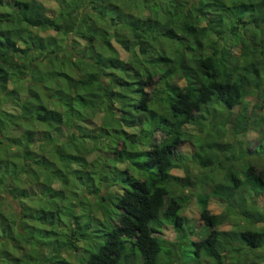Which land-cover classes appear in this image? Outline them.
<instances>
[{"label":"trees","instance_id":"obj_1","mask_svg":"<svg viewBox=\"0 0 264 264\" xmlns=\"http://www.w3.org/2000/svg\"><path fill=\"white\" fill-rule=\"evenodd\" d=\"M53 1L0 0V264H262L264 0Z\"/></svg>","mask_w":264,"mask_h":264},{"label":"rangeland","instance_id":"obj_2","mask_svg":"<svg viewBox=\"0 0 264 264\" xmlns=\"http://www.w3.org/2000/svg\"><path fill=\"white\" fill-rule=\"evenodd\" d=\"M44 4H46L47 6L51 7V8H55L56 5H55V2L53 0H41ZM247 101H251L249 103V106H248V109L246 110V113L247 114H250L251 113V110H252V106L254 105V100H252L250 97L246 99ZM256 110V109H255ZM258 114H260L261 112H258L256 111ZM229 117L223 119V122L221 120L218 121V124L220 125V127H222L224 129V131L230 136V138H228L229 142L233 143L234 145V151L233 153L236 154V152L238 153L240 151V148L243 147V149L248 153V154H252L253 153V149L255 146H257L258 142H259V139H260V134H259V131H256V130H246L244 131L242 129V132L238 135H235V132L233 131L234 129V125L232 124V122L228 119ZM219 119V118H217ZM199 126L197 125H193V127H189V131L188 132H192L193 134H199L200 131L197 129ZM247 127H249L247 125ZM155 139L159 140L160 139V135L157 134L155 136ZM191 144L189 142H184L182 143L180 149L182 151L185 152V154L187 156H189V149L191 148ZM220 155V158H223L225 154H227L229 157H231V160L232 162H234L236 164V160L235 158H237L236 156H233L234 154H232L231 152H220L219 153ZM258 159H260V161H262V157H259L258 156ZM233 163V164H234ZM187 164H188V167H189V170L191 173L193 174H198L199 173V169L198 167H196V165L194 164H191L190 161H187ZM172 173L176 176H180V177H183L185 176V172L183 170L182 167H177V168H174L172 170ZM186 194V193H184ZM259 202L261 204L264 203V194L262 196L259 197ZM197 204H196V201H195V198L192 197L189 201V203L186 205V207L184 208L183 210V214L187 217L189 223L191 225H194V226H201L203 221H201L199 219V215H198V211H197ZM208 209L210 210L211 213H214V214H219L221 212L224 211V206L222 203H215V201H210L209 204H208ZM224 228L225 229H229L230 228V222H227L224 224ZM163 239H165L166 241H173L174 240V232L171 228L169 227H164L162 228V233L160 234ZM190 249V245L188 243H185L182 247V250H180L179 252H182L181 254H186L185 252L189 251ZM257 253V252H256ZM264 257V256H263ZM250 258H251V261H258V262H261L262 264H264V258L262 257H257L256 254H250ZM183 262H186L184 260H182V263ZM206 262V261H205ZM184 264V263H183Z\"/></svg>","mask_w":264,"mask_h":264}]
</instances>
